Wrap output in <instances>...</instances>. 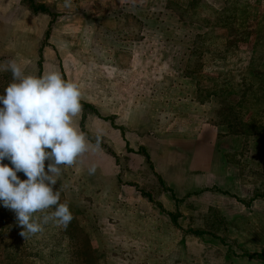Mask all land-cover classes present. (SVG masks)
I'll return each instance as SVG.
<instances>
[{"label":"rangeland","instance_id":"rangeland-1","mask_svg":"<svg viewBox=\"0 0 264 264\" xmlns=\"http://www.w3.org/2000/svg\"><path fill=\"white\" fill-rule=\"evenodd\" d=\"M8 60L77 83L73 124L100 147L54 186L66 229L25 239L0 205V264H264V0H0Z\"/></svg>","mask_w":264,"mask_h":264},{"label":"clouds","instance_id":"clouds-1","mask_svg":"<svg viewBox=\"0 0 264 264\" xmlns=\"http://www.w3.org/2000/svg\"><path fill=\"white\" fill-rule=\"evenodd\" d=\"M64 6L70 7L71 0H64ZM0 70L12 75L0 93V205L15 213L25 239L50 223L66 229L74 216L54 186L63 168L100 147L99 135L90 145L73 124L82 111L79 85L57 71L27 75L15 60ZM95 172L92 165L88 174ZM17 173L27 178L21 180Z\"/></svg>","mask_w":264,"mask_h":264},{"label":"crops","instance_id":"crops-1","mask_svg":"<svg viewBox=\"0 0 264 264\" xmlns=\"http://www.w3.org/2000/svg\"><path fill=\"white\" fill-rule=\"evenodd\" d=\"M95 12H96L97 16L105 15V13L99 12L97 10ZM139 94L140 93H138L137 95H139ZM131 97H133V96H129L128 98H131ZM126 104H128L130 106L128 107V111H125L124 113H127V114L129 113L130 115L131 114H135L136 111H135V109L133 107L134 105H131V103H126ZM95 121L97 122V124L95 123L96 126H99L100 127V130L99 131H101V133L104 134V135H114V136H116L117 135V132H118V134H120L119 131H122L120 129V127L117 128L115 126L116 123H114L113 120H111V118H101V117H98ZM120 125L123 127V129L124 128L125 129L128 128V130H130L129 119L128 118H126V120L124 121V123L123 122L120 123ZM130 134H131V131H130ZM122 138H124V137H122ZM146 138H147V134H144V136H142V137H140L139 135L137 137L136 136H132V135H128V136L126 135L125 136V139H127V140H126L125 143L127 145H134V144L140 145V144H144V140ZM130 139H132L133 141H128ZM112 158L113 159H110V160L107 159V160H105L103 162L104 164L102 165V167H103V170H105L106 172H108L109 170L111 172L115 171V168L116 167L113 165V163L116 161V157H112ZM108 174H110V173H108Z\"/></svg>","mask_w":264,"mask_h":264}]
</instances>
